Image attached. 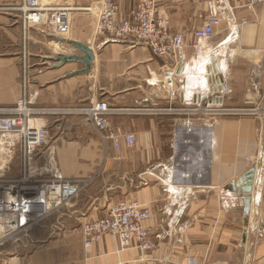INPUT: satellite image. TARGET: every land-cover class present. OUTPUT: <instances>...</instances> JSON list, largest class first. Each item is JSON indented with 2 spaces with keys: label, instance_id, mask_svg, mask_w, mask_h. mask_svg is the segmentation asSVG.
<instances>
[{
  "label": "crops",
  "instance_id": "1",
  "mask_svg": "<svg viewBox=\"0 0 264 264\" xmlns=\"http://www.w3.org/2000/svg\"><path fill=\"white\" fill-rule=\"evenodd\" d=\"M21 1L0 0V7ZM117 1L119 18L126 19L138 0ZM158 1L159 15L186 38L175 82L177 104L186 109L200 104L264 110V2L253 12L250 0ZM214 12L224 19L197 54L191 46L195 29ZM65 38L93 48L90 73L70 76L85 64L56 66L52 57L80 54L74 46L36 26L25 28L19 11L0 10V107L15 106L23 95L25 52L31 65L29 92H38L35 107L68 111L105 101L119 110L109 116L111 126L134 132L137 142L130 147L122 143L116 151L111 147L113 156L103 157L101 142L84 115L37 116L51 124L62 176L92 177V182L49 215L40 230L2 239L0 264H264V111L139 112L168 105L162 82L168 61L145 43L95 36L92 15L76 17ZM213 68L216 83L210 80ZM215 86L218 90L212 91ZM217 98L219 105L214 104ZM187 118L193 122L190 127L184 124ZM252 168L245 214L244 198L229 186ZM132 199L151 210L153 248L122 250L111 234L86 247L82 225L103 217L112 203Z\"/></svg>",
  "mask_w": 264,
  "mask_h": 264
},
{
  "label": "built area",
  "instance_id": "2",
  "mask_svg": "<svg viewBox=\"0 0 264 264\" xmlns=\"http://www.w3.org/2000/svg\"><path fill=\"white\" fill-rule=\"evenodd\" d=\"M201 2L203 0H190ZM264 0H250L253 12ZM3 11H19L25 28L36 26L56 37L65 38L76 17L93 16V33L108 40L130 39L135 43H145L151 51L168 61L162 72L163 88L167 104L158 108H139V112H160L168 114L188 113L210 114H250L263 112L258 107L227 109L218 106L195 105L192 108H178L179 92L175 87L178 67L181 65L186 47L185 34L174 31L168 18L159 15L158 0H138L128 18H119L117 0H100L81 4L79 0H22L15 6H2ZM223 16L214 12L205 24L195 29L192 48L199 54L215 33V27L223 21ZM246 20L242 21L245 24ZM238 26V25H235ZM37 72L43 67L36 68ZM216 69L210 72V80L216 83ZM21 87L23 95L13 107H0V226L2 239L30 232L37 222L47 218L92 182V177L64 178L57 170L49 169L51 155L49 122L40 121L41 114H71L57 108H37L34 106L38 92H29L31 86V65L27 53H23ZM221 91L222 86L220 85ZM224 89V88H223ZM218 90V86L212 91ZM220 97V96H219ZM220 98L214 104H221ZM71 111V110H70ZM77 110H74L75 113ZM77 112L84 113L88 123L103 136L120 148L122 143L132 146L137 136L134 132L116 133L109 116L119 112L105 101L92 102ZM187 121H191L187 118ZM184 122V124H185ZM192 123V121H191ZM190 127V126H188ZM47 146V147H46ZM47 148V151L43 149ZM19 157V164H16ZM55 158V153L53 152ZM48 165V167H47ZM151 210L136 199L112 203L107 213L97 219L85 222L81 234L86 247H93L101 239L111 234L115 236L122 250L137 248L151 250L153 236L148 226ZM1 239V238H0Z\"/></svg>",
  "mask_w": 264,
  "mask_h": 264
},
{
  "label": "water",
  "instance_id": "3",
  "mask_svg": "<svg viewBox=\"0 0 264 264\" xmlns=\"http://www.w3.org/2000/svg\"><path fill=\"white\" fill-rule=\"evenodd\" d=\"M61 43H68L74 46L80 54H71V55H64V56H57L52 57L54 61H58L56 66H61L67 62H81L85 64V67L69 74L70 76L77 75V74H88L91 71L92 64L95 60V52L93 48L86 44L76 40H68L63 37H58ZM255 169L252 168L248 170L244 176H241L238 180L231 182L230 188L236 190L237 193L244 198V205H245V214H248L250 208V193L252 190V185L254 181Z\"/></svg>",
  "mask_w": 264,
  "mask_h": 264
},
{
  "label": "rangeland",
  "instance_id": "4",
  "mask_svg": "<svg viewBox=\"0 0 264 264\" xmlns=\"http://www.w3.org/2000/svg\"><path fill=\"white\" fill-rule=\"evenodd\" d=\"M67 36H69V33L67 34ZM66 36V37H67ZM55 46L56 47H58V44H55ZM22 72V71H21ZM21 80H22V78H21ZM20 80V81H21ZM21 83V82H20ZM178 106V108H182V106H179V105H177ZM85 107H88V106H83V107H80V108H76V109H74V110H81V112H83L82 111V108H85ZM71 110V111H70ZM73 109H69V111L68 112H72L73 113V111H74ZM75 112V113H79V114H81V115H84V113H81V112ZM118 112H116L115 114H117ZM151 113H154V112H151ZM156 113H160V112H156ZM168 114V113H167ZM167 114H164V115H167ZM175 114H177V113H175ZM175 114H172V115H175ZM171 115V114H170ZM204 115H206V114H204ZM85 116V115H84ZM86 117V116H85ZM187 120V119H186ZM186 120H184V122L186 121ZM188 123L189 122H191V121H187ZM187 122H185V124H187ZM44 123V122H43ZM87 123H88V120H87ZM89 124V123H88ZM192 125H193V122H192ZM89 127L91 128V130H92V133L95 135V137L101 142L100 144H101V147H102V149H101V151H102V155H103V157H109V156H113V151L114 150H112V148L111 147H113V148H115V151L116 150H118L117 149V147H115L114 145H113V143H112V141H110V140H107V139H104L103 138V136L101 135V134H99V132H97L90 124H89ZM50 128H51V126H50ZM49 128V130H51ZM113 128V127H112ZM113 130L116 132V133H118V134H123V132H121L120 130H117V129H114L113 128ZM52 135V132L50 131V136ZM137 136V135H136ZM136 142H137V140H136ZM136 142L134 143V144H136ZM48 143H50V145L51 146H53V141H51V137H50V140H49V142ZM133 144V145H134ZM132 145V146H133ZM51 146H50V148H51ZM47 147V146H46ZM130 147V146H129ZM120 149V148H119ZM44 151H47V148H44L43 149ZM51 150V149H50ZM167 152L168 151V149H165L164 150V152ZM51 152L53 153L54 152V148L51 150ZM55 153V152H54ZM19 157H16V164H19ZM54 160H55V164H56V159L54 158ZM56 166L58 167V165L56 164ZM89 186V185H88ZM88 186H86L84 189H86ZM83 189V190H84ZM72 201V200H71ZM70 201V202H71ZM69 203V202H68ZM67 203V204H68ZM49 218V217H48ZM54 221H56V217H54V218H52ZM45 220H48L47 218H45V219H42L41 221H39V222H37L36 223V225L34 226V228H37V230H40L41 228H42V224L45 222ZM1 236H3L1 233H0V237ZM2 240V237H1V239H0V241Z\"/></svg>",
  "mask_w": 264,
  "mask_h": 264
},
{
  "label": "bare ground",
  "instance_id": "5",
  "mask_svg": "<svg viewBox=\"0 0 264 264\" xmlns=\"http://www.w3.org/2000/svg\"><path fill=\"white\" fill-rule=\"evenodd\" d=\"M195 73V72H194ZM196 75H194V77H193V81L192 82H196L195 80V77ZM163 80H164V78H163ZM223 89V88H222ZM38 122H41V121H38V120H35V121H33V123L34 124H36V123H38ZM43 123V122H42ZM192 125V123L191 122H187V126H191ZM53 149V146H51V150ZM48 160H49V162H50V165H49V169L51 170V171H55V170H57V166H56V164H55V160H54V157H53V153H51V155H50V158H48ZM47 167H48V165H47ZM58 171V170H57ZM0 233L3 235V230H2V227L0 226ZM2 237V236H1ZM0 237V238H1Z\"/></svg>",
  "mask_w": 264,
  "mask_h": 264
}]
</instances>
